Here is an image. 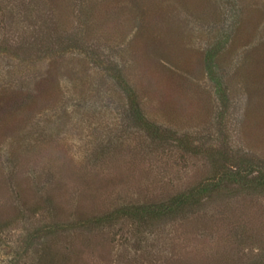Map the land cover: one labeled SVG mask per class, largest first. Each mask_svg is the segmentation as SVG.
I'll return each instance as SVG.
<instances>
[{
    "label": "rangeland",
    "instance_id": "obj_1",
    "mask_svg": "<svg viewBox=\"0 0 264 264\" xmlns=\"http://www.w3.org/2000/svg\"><path fill=\"white\" fill-rule=\"evenodd\" d=\"M116 73L175 140L134 125ZM240 156L264 160V0H0V264H264L250 190L51 232L168 201Z\"/></svg>",
    "mask_w": 264,
    "mask_h": 264
},
{
    "label": "trees",
    "instance_id": "obj_2",
    "mask_svg": "<svg viewBox=\"0 0 264 264\" xmlns=\"http://www.w3.org/2000/svg\"><path fill=\"white\" fill-rule=\"evenodd\" d=\"M6 52V51H5ZM57 53L61 51H56ZM48 57L55 54V51L49 46L42 52ZM118 85L126 94L129 100L131 117L134 125L141 129L145 135L152 140L162 142H171V130L164 129L160 125L148 120L143 114L137 95L121 73H116ZM186 148V147H185ZM198 152L196 148L192 149ZM218 165V164H217ZM219 173L211 180L201 182L188 191L179 193L168 201L149 204L124 205L113 212L104 216H97L85 219H78L70 223L51 226V232L57 228H76L90 227L93 224L103 226L112 224L116 220L126 218L138 225H150L151 222L166 217H175L178 214H186L189 209L198 205L205 196L220 192H236L250 190L264 193V160L253 159L248 156L236 157L231 164H219ZM223 170V171H222Z\"/></svg>",
    "mask_w": 264,
    "mask_h": 264
}]
</instances>
